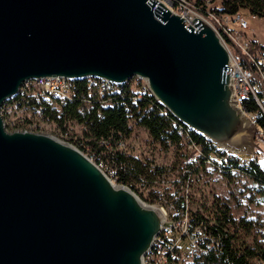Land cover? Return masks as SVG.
<instances>
[{
    "label": "water",
    "instance_id": "1",
    "mask_svg": "<svg viewBox=\"0 0 264 264\" xmlns=\"http://www.w3.org/2000/svg\"><path fill=\"white\" fill-rule=\"evenodd\" d=\"M146 1L0 0V109L30 80L138 78L179 124L253 158L259 130L234 101L220 39L157 21ZM166 225L72 144L7 132L0 117V264H143Z\"/></svg>",
    "mask_w": 264,
    "mask_h": 264
},
{
    "label": "built area",
    "instance_id": "2",
    "mask_svg": "<svg viewBox=\"0 0 264 264\" xmlns=\"http://www.w3.org/2000/svg\"><path fill=\"white\" fill-rule=\"evenodd\" d=\"M146 5L159 22L169 14L170 17H180L189 32L190 29L197 32L204 27L210 28L231 58V66L223 75L231 80L238 109L255 125L259 117L264 120V50L252 51L247 36L248 25L239 14L232 18L217 14L211 10L213 5L209 0H147ZM125 92L134 94V99L150 95L145 82L138 78L121 85L95 78L80 81L60 77L30 80L21 85L15 98L1 107L0 117L6 131L14 127L13 131L34 132L33 120L45 122L41 115L44 103L53 105L55 102L78 101L84 106L92 102L111 106L113 97ZM176 123L184 159L179 166H158L160 171L152 180L135 186L136 196L144 204L158 209L167 224L161 227L143 264H189L200 254L220 251L222 238L228 237V230L220 229L215 222L189 211L191 177L205 171L245 177L244 170L250 163V159L207 139L202 138V142L194 140L191 135L194 131ZM258 142H262L260 133ZM125 143L126 140L113 146L106 145L102 156L126 154ZM88 158L93 162L91 157ZM95 164L114 184H118L115 181L116 167L109 168L103 161ZM154 166H151L152 170Z\"/></svg>",
    "mask_w": 264,
    "mask_h": 264
},
{
    "label": "trees",
    "instance_id": "3",
    "mask_svg": "<svg viewBox=\"0 0 264 264\" xmlns=\"http://www.w3.org/2000/svg\"><path fill=\"white\" fill-rule=\"evenodd\" d=\"M212 11L232 18L241 10H247L255 18H264V0H209ZM217 3V4H216ZM216 4V5H215ZM252 51H263L264 44L249 40ZM134 94L125 92L115 95L111 106H102L92 102L84 106L78 101L44 103L42 117L45 122L53 124L64 135L61 140L72 144L83 154L91 157L94 163L103 161L109 168L116 170L115 181L136 192V185L152 180L160 171V167L151 166L153 162H145L128 154L117 153L109 157L105 154L106 145L129 138L132 126L147 131L153 144L161 150H172L179 159H184L183 146L176 121L154 99L145 94L134 99ZM75 123L82 127L81 138L67 139L68 127ZM260 139L264 145V120L259 117L256 122ZM194 140L202 142L197 134H191ZM101 143H104L102 145ZM245 178L252 180L256 188L250 192L251 204L264 210V149L255 152L244 170ZM231 179V175H221ZM213 219L220 229L228 230V237L222 238L221 250L200 254L189 264H264V217L262 220L232 217L230 209L222 204H215L211 211ZM198 217H202L197 214ZM255 231L254 233H252ZM252 235V238H248Z\"/></svg>",
    "mask_w": 264,
    "mask_h": 264
},
{
    "label": "rangeland",
    "instance_id": "4",
    "mask_svg": "<svg viewBox=\"0 0 264 264\" xmlns=\"http://www.w3.org/2000/svg\"><path fill=\"white\" fill-rule=\"evenodd\" d=\"M217 4V3H216ZM215 4V5H216ZM240 17L247 23V36L250 40L258 44H264V18H252L247 10H241ZM12 119V118H11ZM13 121V120H12ZM34 132L49 134L61 139V133L53 124L33 120ZM14 125V121H13ZM14 127L7 128V132H14ZM82 127L72 123L68 127L67 139L77 140L81 138ZM257 138V137H256ZM258 141V140H257ZM261 150L264 149L262 142H257ZM260 143V144H259ZM126 154L136 157L142 161H151L156 166L166 168L179 166L181 159L180 153L174 158L172 150L163 151L156 144H153L147 131L143 128L132 126V132L125 143ZM250 159L251 156L242 155ZM256 188V184L245 177H231L217 175L211 172L196 173L191 177L189 184V211L192 214H199L206 218L213 219L211 211L214 205L222 203L226 205L235 219L243 218L262 220L264 210L262 207L251 204L248 195ZM253 231L252 233H254ZM248 238H252V235Z\"/></svg>",
    "mask_w": 264,
    "mask_h": 264
}]
</instances>
